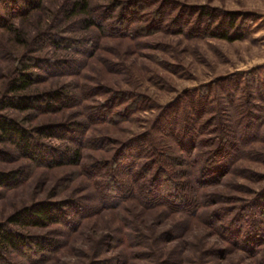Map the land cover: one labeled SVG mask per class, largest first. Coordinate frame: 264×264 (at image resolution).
Instances as JSON below:
<instances>
[{
    "label": "rangeland",
    "instance_id": "obj_1",
    "mask_svg": "<svg viewBox=\"0 0 264 264\" xmlns=\"http://www.w3.org/2000/svg\"><path fill=\"white\" fill-rule=\"evenodd\" d=\"M73 2L0 0V118L34 145L0 135L14 177L0 225L31 243L0 264H264V0ZM53 91L69 100L8 105ZM41 203L71 207L44 227L8 222Z\"/></svg>",
    "mask_w": 264,
    "mask_h": 264
},
{
    "label": "trees",
    "instance_id": "obj_2",
    "mask_svg": "<svg viewBox=\"0 0 264 264\" xmlns=\"http://www.w3.org/2000/svg\"><path fill=\"white\" fill-rule=\"evenodd\" d=\"M72 7H73L72 8L73 13L76 10L81 11V12H85V10L88 7L87 0H74ZM230 19H231L230 24H233L234 18L230 17ZM221 37L223 39H226V40H231V38L228 37L226 34H223ZM17 38L19 40V37H17ZM31 81H32V79H30L29 74L20 75L18 80H17V83H15L12 86L11 92L18 93V92L27 91L29 85L31 84ZM14 97L9 100L8 105L13 107V108H16L20 111H28L32 107L34 108L36 106V103H38V102H39L38 105H40V103H43L39 107H42L45 109H50L52 107L53 103L56 101H58V104H59V103H65V101L69 100V98L67 96H64L63 93L61 94L58 91H53V92L47 93L41 99L33 98V96L30 98L26 97V96L25 97L14 96ZM52 131H50V132H52ZM0 135H1V139H7V140H11V139L13 140L14 139L15 141H17L18 146L22 149V151L25 153V155L32 156L33 152H31V150L34 149V148H32L34 146L32 144L33 141L31 140L30 136L25 131L18 128L13 121H10L9 119H5V118H0ZM183 138H186L185 134H184ZM187 142H188V145H184L183 149L187 153H190L189 148L192 147L191 144H193V142L191 140H190V142L189 141H187ZM144 145L145 144H143V143H138L136 145L135 153L132 154L130 152L129 155H126V157L129 158V160H127V161L130 164L135 162V158L139 154L142 153V151L144 150ZM221 149H223V147L220 148L218 151H223ZM120 157H122V156L120 155ZM36 158H38L39 162L43 161L42 156L36 155ZM58 158H59V162H61V163L65 162V161H68V163H76L79 159V154H78L77 150H74V151H72L71 154H69V156H66V154H65V156L61 155ZM120 159H123V158H120ZM57 161L58 160L53 159L51 162L56 163ZM164 161H166V163H168L170 165L173 164L174 166L178 165V163H179V159L176 157H167V159H164ZM118 163L119 162H117V165H118ZM147 166L151 168L150 165H147ZM93 168H94V166H91L90 170H92ZM209 168L211 169V167H209ZM204 169H205V167L203 168L202 174L200 175L203 178H205V175H207V173L206 174L204 173ZM161 175H163L161 172H158L154 175L152 181H153V184H155V187H156L157 182L161 178ZM13 180H14V177L12 176V174L0 173V186H6ZM144 190H145V192L143 191L142 195H141V201H142V203L146 202L147 204H150V200L148 199L147 195L152 194V191H150V189H148V190L144 189ZM164 191L166 193H169L171 191V188L167 187ZM160 195L161 194L152 195L149 198L152 201L156 197H159ZM176 201H177L176 203H178V202L181 203L179 205V209H181V210L186 208L185 205H187V204L188 205L191 204L194 207L196 206V205H194V200L191 201V199H187V198L185 199L184 197H182L181 200L177 199ZM262 205H264V199H263ZM57 206L58 205H56V204H50V203L37 204L36 206L25 208V209L17 212L16 214H14L12 217H10L8 219V222L10 224L19 225L22 227H31V226L44 227V226H48V225H51L54 223H58L59 219L61 218V216L64 213V209H67V208L70 209L71 203H63V204H61L60 208ZM144 206H147V205H144ZM188 211H189V209H188ZM35 239L38 240L35 244L36 248L38 250H40L41 248L44 249L45 244H41V239L40 238H35ZM139 239H141V237H139ZM26 242H27L26 239L22 235L15 233L14 231L10 230L9 228H7L4 225H0V261H3L9 252L20 251L23 248H25L31 244L30 242H27V243ZM54 245L52 244V246H54Z\"/></svg>",
    "mask_w": 264,
    "mask_h": 264
}]
</instances>
